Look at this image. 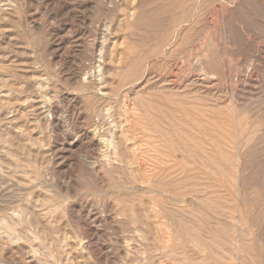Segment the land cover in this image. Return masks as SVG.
Listing matches in <instances>:
<instances>
[{
  "label": "rangeland",
  "instance_id": "obj_1",
  "mask_svg": "<svg viewBox=\"0 0 264 264\" xmlns=\"http://www.w3.org/2000/svg\"><path fill=\"white\" fill-rule=\"evenodd\" d=\"M202 1L0 0V264H264V0Z\"/></svg>",
  "mask_w": 264,
  "mask_h": 264
},
{
  "label": "bare ground",
  "instance_id": "obj_2",
  "mask_svg": "<svg viewBox=\"0 0 264 264\" xmlns=\"http://www.w3.org/2000/svg\"><path fill=\"white\" fill-rule=\"evenodd\" d=\"M6 1V0H5ZM112 1V0H111ZM200 1H202V0H200ZM214 1V0H213ZM223 1V0H222ZM231 1V0H230ZM119 2V1H118ZM122 2V1H121ZM190 2V1H189ZM188 2V3H189ZM199 2V1H198ZM197 2V3H198ZM212 2V1H211ZM221 2V1H220ZM224 2V1H223ZM227 2V1H226ZM225 2V4H224V6L227 4ZM232 2V1H231ZM138 3V2H137ZM140 3V2H139ZM182 3V2H181ZM187 3V4H188ZM196 3V4H197ZM200 3H202L203 4V1L202 2H200ZM222 3V2H221ZM233 4H234V2H232ZM241 3V2H240ZM12 4V3H11ZM112 4V3H111ZM194 4V3H193ZM201 4V5H202ZM212 5H213V3H211ZM239 4V3H238ZM238 4H237V6H238ZM113 5H114V3H113ZM133 5V4H132ZM139 5V4H138ZM184 5H185V2H184ZM218 5V4H217ZM223 5V4H222ZM4 6H6V5H4ZM112 6V5H111ZM141 6V5H140ZM151 6H152V4H151ZM233 6V5H232ZM234 6H236V5H234ZM117 7V6H116ZM136 7V6H135ZM211 7V6H210ZM215 7V6H214ZM221 6L219 5V8H220ZM242 7V6H241ZM8 8V7H7ZM114 8V7H113ZM205 8V7H204ZM213 8V7H212ZM237 8V7H236ZM11 9V8H10ZM13 9V8H12ZM203 9V8H202ZM223 10H224V7L222 8ZM242 9H243V7H242ZM131 10V9H130ZM141 10V9H140ZM233 10H234V8H233ZM232 10V11H233ZM116 11V10H115ZM114 11V12H115ZM134 11V10H133ZM137 11H138V9H137ZM193 11V10H192ZM222 11V10H221ZM225 11V10H224ZM228 11H230V9L229 10H227V12ZM226 12V13H227ZM11 13V12H10ZM140 13V12H139ZM203 13V12H202ZM221 13V12H220ZM224 13V12H223ZM233 13V12H232ZM14 14V13H13ZM154 14V13H153ZM213 14H214V12H213ZM144 15V14H143ZM224 15V14H223ZM216 16V15H215ZM210 18V17H209ZM145 19V18H144ZM139 21H140V19H139ZM210 21H212V20H210ZM223 22V21H222ZM120 24V23H119ZM221 24H223V23H221ZM135 25V24H134ZM121 26V25H120ZM204 26V25H203ZM110 33V32H109ZM230 35V34H229ZM250 40V39H249ZM105 41H107L108 42V40H104V42ZM106 42V43H107ZM150 42V41H149ZM225 42V41H224ZM102 43V42H101ZM109 43V42H108ZM96 44V43H95ZM99 44V43H98ZM104 44V43H103ZM175 44V43H174ZM102 45V44H101ZM225 45H227V43L225 44ZM96 45H94V47H95ZM99 46V45H98ZM136 46V45H135ZM109 47V46H108ZM96 48H98V47H96ZM95 48V49H96ZM102 49H104V47L103 46H101L100 47V50H102ZM109 51V50H108ZM111 51V50H110ZM156 52H157V50H156ZM159 52V51H158ZM162 52V51H161ZM114 53V52H113ZM135 53V52H134ZM101 54V53H100ZM104 54V53H103ZM225 54V53H224ZM103 57V56H102ZM113 57V56H112ZM101 58V57H100ZM99 60H101V59H99ZM104 60V59H103ZM121 60V59H120ZM108 61H110V60H108ZM132 61H135V60H132ZM101 62H102V60H101ZM103 62H105V61H103ZM123 62V61H122ZM145 62V61H144ZM143 62V63H144ZM124 63V62H123ZM132 63V62H131ZM138 63V62H137ZM104 64V63H103ZM121 64V63H120ZM134 64H136V63H134ZM133 64V65H134ZM140 63H138V65H139ZM129 65V64H128ZM132 65V64H131ZM98 66H100V65H98ZM103 66V65H102ZM101 66V67H102ZM106 66V65H105ZM104 66V67H105ZM110 66V65H109ZM178 66V65H177ZM215 66V65H214ZM1 67V66H0ZM124 67H125V65H124ZM135 67V66H134ZM139 67V66H138ZM130 68V67H129ZM5 69V68H4ZM103 69V68H102ZM106 69V68H105ZM126 69V68H125ZM135 69H136V67H135ZM98 70H101V69H98ZM109 70V69H108ZM128 70V69H127ZM3 71V70H2ZM103 71V70H102ZM110 71V70H109ZM181 71V70H180ZM98 72V71H97ZM100 72V71H99ZM104 72V71H103ZM172 72V71H171ZM109 74H110V72H108ZM112 73V72H111ZM126 73V72H125ZM90 74V73H89ZM101 74H103V73H101ZM100 74V75H101ZM108 74V75H109ZM107 75V76H108ZM129 75V74H128ZM244 75V74H243ZM90 76V78H91V75H89ZM94 76H97V75H95L94 74ZM106 76V77H107ZM124 76H125V74H124ZM138 76V75H137ZM102 77V76H101ZM101 77L100 78H98V80L99 79H101ZM187 79V83L189 84V85H191V86H196L197 87V85L199 86V84H201L202 86H203V84L204 85H211L213 82H216L217 80H218V76H217V74H216V72H213V71H210L209 69H207V73H206V76H205V78L201 81V80H199V79H196V78H194L193 77V75H191V72H189V74L188 75H186L185 76ZM246 77V76H245ZM243 78V84L244 85H246V86H248V85H251V84H255L256 82H257V80H256V82H255V80H253V78L250 76V75H248V77L247 78ZM88 79H89V77H87ZM128 78H130V76L128 77ZM238 78V77H237ZM106 79V78H105ZM131 79H132V77H131ZM148 79V78H147ZM256 79V78H255ZM258 79V78H257ZM86 80V79H85ZM97 80V79H96ZM84 81V80H83ZM103 81V80H102ZM120 81H121V79H120ZM96 82V81H95ZM109 82H110V80H109ZM91 83V82H90ZM102 83V82H101ZM180 84V83H179ZM92 85V84H91ZM101 86V85H100ZM44 87V86H43ZM43 87H41V88H43ZM90 87V86H89ZM92 87H94V86H92ZM176 87H177V85H176ZM188 87V86H187ZM264 87V86H263ZM8 89V88H7ZM96 89V88H95ZM175 89V88H174ZM177 89L178 90H180V89H182V86H178L177 87ZM176 89V90H177ZM194 89V88H193ZM200 89V88H199ZM198 89V90H199ZM121 90V89H120ZM166 90H168V89H166ZM196 90V89H195ZM119 91V90H118ZM118 91H116V92H118ZM193 91V90H192ZM107 91L105 90V93H106ZM121 92V91H120ZM119 92V93H120ZM184 92H186V91H184ZM100 93V92H99ZM166 93V92H165ZM169 93V92H168ZM182 93V92H181ZM194 93V92H193ZM107 94V93H106ZM105 94V95H106ZM171 94V93H170ZM189 94V93H188ZM192 94V93H191ZM137 95V94H136ZM151 95V94H150ZM177 95V94H176ZM193 95V94H192ZM194 95H197V93H195ZM119 96V95H118ZM135 96V95H134ZM152 96V95H151ZM172 96V95H171ZM197 96H199V95H197ZM201 96V95H200ZM200 96H199V98H200ZM107 97V96H106ZM139 97H141V96H139ZM142 97H144V96H142ZM141 97V98H142ZM153 97V96H152ZM193 97V96H192ZM108 98V97H107ZM151 98V97H150ZM165 98V97H164ZM196 98V97H195ZM198 98V99H199ZM201 98H202V96H201ZM200 98V99H201ZM204 98H208V97H204ZM117 99V98H116ZM153 99V98H152ZM163 99V98H162ZM161 99V100H162ZM171 99V98H170ZM160 100V99H159ZM185 99H183V101H184ZM125 101H126V99H125ZM125 101H124V103H125ZM132 101V100H131ZM140 101V100H139ZM152 101V100H151ZM181 101V100H180ZM198 101V100H197ZM217 101V100H216ZM218 101H219V99H218ZM137 102V101H136ZM135 101H134V103H136ZM155 102V101H154ZM42 103V102H41ZM128 103V102H127ZM195 102H193V104H194ZM218 103V102H217ZM37 104V103H36ZM133 104V103H132ZM137 104V103H136ZM139 104H141V103H139ZM164 104V103H163ZM127 105H129V103L127 104ZM135 105V104H134ZM167 105V104H166ZM180 105V104H179ZM185 105V104H184ZM218 105V104H217ZM222 105H224V104H222ZM37 106H38V104H37ZM126 106V105H125ZM143 106V105H142ZM154 106H157V105H154ZM163 106V105H162ZM167 106H169V105H167ZM171 106V105H170ZM193 106V105H192ZM206 106V105H205ZM144 107V106H143ZM158 107V106H157ZM197 107H199V106H197ZM196 107V108H197ZM133 108V107H132ZM136 108V107H135ZM145 108V107H144ZM220 108V107H219ZM226 108V107H225ZM9 109V108H8ZM112 109H113V107H112ZM131 109V108H130ZM129 109V110H130ZM139 108L137 107V109H135V110H138ZM208 109V108H207ZM239 109V108H238ZM237 109V110H238ZM44 110V109H43ZM108 110V109H107ZM109 110H110V108H109ZM155 110V109H154ZM221 110V109H220ZM258 109H256V111H257ZM263 110V109H262ZM38 111V110H37ZM170 111V110H169ZM180 112H181V110H179ZM196 111H198V110H196ZM210 111V110H209ZM99 112H101V111H99ZM112 112V111H111ZM134 112V111H133ZM136 112H138V111H136ZM146 112H148L147 111V109H146V111H145V113ZM176 112V111H175ZM174 112V113H175ZM178 112V111H177ZM180 112H178V113H180ZM211 112H215L214 110H212ZM219 112H221V111H219ZM227 112V111H226ZM242 112V111H241ZM249 112V111H248ZM252 112V111H251ZM107 113V112H106ZM110 113V112H109ZM109 113H108V115H109ZM127 113V112H126ZM162 113V112H161ZM171 113V112H170ZM189 113H191V112H189ZM207 113V112H206ZM215 113H217V111L215 112ZM245 113V112H244ZM260 113V112H259ZM259 113H257V114H259ZM264 113V112H263ZM129 114H131V113H129ZM148 114H151V112H148ZM152 114H154V113H152ZM239 114V113H238ZM102 115V114H101ZM107 115V114H106ZM107 115V116H108ZM176 115H178V114H176ZM216 115V114H215ZM219 115V114H218ZM217 115V116H218ZM221 115V114H220ZM260 115V114H259ZM93 116V115H92ZM126 116V115H125ZM128 116V115H127ZM126 116V117H127ZM143 116H146V115H144L143 114ZM150 116V115H149ZM162 116V115H161ZM190 116V115H189ZM248 116V115H247ZM99 117H101V116H99L98 115V119H99ZM147 117H148V115H147ZM163 117V116H162ZM171 117V116H170ZM261 117V116H260ZM262 117H263V115H262ZM95 118V117H94ZM108 118V117H107ZM144 118V117H143ZM146 118V117H145ZM144 118V119H145ZM182 118V117H181ZM247 118V117H246ZM254 118V117H253ZM259 118V117H258ZM92 119V118H91ZM150 119V118H149ZM219 119V118H218ZM97 120V119H96ZM100 120V119H99ZM106 120V119H105ZM128 120V119H127ZM177 120V119H176ZM178 120H179V117H178ZM243 120H244V118H243ZM257 120V119H256ZM255 120V121H256ZM93 121L94 120H92V123H93ZM183 121H184V119H183ZM193 121V120H192ZM236 121V120H235ZM245 121H246V119H245ZM98 122V121H97ZM102 122H104V121H101L100 123L102 124ZM130 122H132V125H133V121H130ZM195 122V121H194ZM228 122V121H227ZM230 122V121H229ZM232 122V121H231ZM105 123V122H104ZM113 123V122H112ZM137 123V122H136ZM203 123V122H202ZM259 123V122H258ZM111 124V123H110ZM168 124V123H167ZM166 124V125H167ZM230 124V123H229ZM235 124V123H234ZM104 125V124H103ZM147 125H148V123H147ZM152 125V124H151ZM160 125H161V123H160ZM222 125V124H221ZM96 126V125H95ZM94 126V128H93V130L91 131L92 133H93V135H95V136H97V135H99L100 136V134H101V131H100V129L96 126L95 127ZM119 126V125H118ZM137 126V125H136ZM198 126V125H197ZM203 126H205V125H203ZM220 126V125H219ZM248 126H249V124L248 123H246V124H242L241 122L239 123V125H238V127L240 128V131L238 132V136H240V137H245V139L248 141L247 143H249V140L250 139H253V138H255V137H257V133L259 132V130H258V127H259V125L257 124V125H255L254 124V126L249 130V131H247V129H248ZM252 126V125H251ZM112 127V126H111ZM113 127H117V126H113ZM129 127H131V126H129ZM139 127V126H138ZM152 127H153V125H152ZM163 127V126H162ZM181 127V126H180ZM4 128V127H3ZM91 128V127H90ZM89 128V129H90ZM92 129V128H91ZM90 129V130H91ZM105 129V128H104ZM115 129V128H114ZM127 129V128H126ZM145 129V128H144ZM159 129H160V127H159ZM159 129H158V133L159 134H161V132H159ZM166 129V128H165ZM211 129V128H210ZM215 129V128H214ZM262 129H263V127H262ZM108 130V129H107ZM142 130V129H141ZM152 130V129H151ZM167 130V129H166ZM165 130V131H166ZM177 130H179V129H177ZM184 130V129H183ZM208 130V129H207ZM216 130V129H215ZM227 130V129H226ZM105 131V130H104ZM154 131V130H153ZM199 131V130H198ZM233 132H234V129L232 130ZM237 131V130H236ZM262 131V130H261ZM260 131V132H261ZM90 132V133H91ZM106 132V131H105ZM120 132V131H119ZM163 132V131H162ZM171 132V131H170ZM186 132V131H185ZM189 132V131H188ZM203 132V131H202ZM208 132V131H207ZM213 132H215L214 130H213ZM264 132V131H263ZM118 133V132H117ZM155 133H157V126H156V132ZM176 133V132H175ZM189 133H191V132H189ZM199 133H201V132H199ZM205 133V132H204ZM210 133V132H209ZM82 134V133H81ZM103 134L105 135V136H103V138H102V140H100L99 142H98V144L100 145V146H105V147H109V148H114V150H115V148H116V145H117V142H116V132L114 131H112V130H108V132H107V134H105L104 132H103ZM120 134V133H119ZM179 134V133H178ZM177 134V135H178ZM195 134V133H194ZM198 134V133H197ZM197 134H196V136H197ZM208 134V133H207ZM213 134V133H212ZM220 134V133H219ZM231 134L234 136V133H232L231 132ZM261 134V133H260ZM158 135V134H157ZM167 135V134H166ZM177 135H175V136H177ZM185 135H187V134H185ZM189 135V134H188ZM191 135V134H190ZM200 135V134H199ZM204 135V134H203ZM232 135H230V136H232ZM262 135H264V133L262 134ZM98 136V137H99ZM139 136H141V135H139ZM163 136V135H162ZM180 136V135H179ZM205 136V135H204ZM212 136V135H211ZM214 136V135H213ZM104 137H106V138H104ZM136 136L134 135V138H135ZM159 137V136H158ZM174 137V136H173ZM181 137V136H180ZM186 137V136H185ZM188 137V136H187ZM193 137V139H194V136H192ZM200 137V136H199ZM198 137V138H199ZM215 137V136H214ZM96 138V137H95ZM121 138V137H120ZM128 138V137H127ZM160 138H161V135H160ZM166 138H168V137H166ZM183 138V137H182ZM205 138V137H204ZM258 138V140H259V137H257ZM262 138V137H261ZM260 138V139H261ZM130 139V138H129ZM136 139V138H135ZM138 139V138H137ZM144 139V138H143ZM185 139V138H184ZM190 139V138H189ZM206 139V138H205ZM222 139V138H221ZM244 139V140H245ZM157 140H159L160 141V139H156V141ZM162 140V139H161ZM179 140H180V138H179ZM187 140V139H186ZM196 140V139H195ZM216 140H218V139H216ZM215 140V141H216ZM230 140V139H229ZM243 140V141H244ZM245 140V141H246ZM120 141V140H119ZM118 141V142H119ZM137 141V140H136ZM187 141H189V140H187ZM187 141H185V142H187ZM203 141V140H202ZM205 141V140H204ZM207 141V140H206ZM214 141V140H213ZM163 142V141H162ZM175 142V141H174ZM178 142V141H177ZM194 142V141H193ZM195 142H198L197 140L195 141ZM260 142V141H259ZM35 143V142H34ZM97 143V142H96ZM120 143V142H119ZM123 143H124V141H123ZM152 143H155V142H153L152 141ZM166 143L168 144V142L166 141ZM182 143H184V142H182ZM231 143V142H230ZM229 143V144H230ZM235 143V142H234ZM261 143V142H260ZM162 144V143H161ZM185 144V143H184ZM206 144H208V143H206ZM217 144V143H216ZM227 144V143H226ZM130 145V144H129ZM137 145V144H136ZM164 145L166 146V144L164 143ZM164 145H163V147H164ZM225 145V144H224ZM243 145H244V143H243ZM262 145V144H261ZM99 146V147H100ZM170 145H168V147H169ZM228 146V145H227ZM230 146H231V144H230ZM237 146V145H236ZM256 146V145H255ZM133 147V146H132ZM144 147H145V145H144ZM152 147V146H151ZM158 147V146H157ZM172 147V146H171ZM174 147H176V146H174ZM183 147V146H182ZM181 147V148H182ZM244 147H246L245 145H244ZM130 148H131V146H130ZM138 148V147H137ZM165 148V147H164ZM194 148V147H193ZM199 148V147H198ZM218 148H220V146L218 147ZM102 149V148H101ZM132 149V148H131ZM150 149V148H149ZM158 149H160V148H158ZM166 149H167V147H166ZM165 149V150H166ZM170 149V148H169ZM168 149V150H169ZM177 149H179L178 147H177ZM191 149V148H190ZM209 149V148H208ZM222 149V148H221ZM103 150V149H102ZM112 149H110V151H111ZM133 150H134V148H133ZM138 150V149H137ZM162 150V149H161ZM168 150H167V152H168ZM192 150H194V149H192ZM211 150V149H210ZM229 150H231V149H229ZM232 150H233V148H232ZM246 150H247V148H246ZM122 151H124V150H122ZM132 151V150H131ZM163 151V150H162ZM187 151H188V149H187ZM201 151V150H200ZM216 151H217V149H216ZM9 152V151H8ZM102 152V151H101ZM106 152V151H105ZM159 152V151H158ZM179 152V151H178ZM182 152V151H181ZM181 152H180V154H181ZM195 152V151H194ZM209 152V151H208ZM207 152V153H208ZM237 152V151H236ZM256 152V151H255ZM258 152V151H257ZM263 152V151H262ZM103 153V152H102ZM102 153H101V155H102ZM109 153V152H108ZM117 153H118V151H117ZM134 153H135V151H134ZM139 153H140V151H139ZM155 153V152H154ZM160 153V155L162 154V152H159ZM174 153H176V152H174ZM183 153V152H182ZM247 153V152H246ZM251 153H253V152H251ZM143 154V153H142ZM187 154H188V152H187ZM194 154V153H193ZM211 154V153H210ZM236 154V153H235ZM250 154V153H249ZM248 154V155H249ZM262 154V153H261ZM116 155V154H115ZM118 155V154H117ZM140 155H141V153H140ZM139 155V156H140ZM214 155V154H213ZM219 155V154H218ZM244 155V154H243ZM255 155V154H254ZM263 155H264V153H263ZM104 156V155H103ZM135 156V155H134ZM142 156V155H141ZM159 156V155H158ZM157 156V157H158ZM174 156V155H173ZM196 156V155H195ZM215 156V155H214ZM252 156V155H251ZM257 156V155H256ZM119 157V156H118ZM208 157H210V156H208ZM216 157V156H215ZM219 157V156H218ZM263 157V156H262ZM7 158V157H6ZM141 159V158H140ZM139 159V160H140ZM114 160V159H113ZM113 160H110V161H113ZM118 160V159H117ZM116 160V161H117ZM126 160V159H125ZM152 160V159H151ZM210 160V159H209ZM216 160V159H215ZM218 160V159H217ZM236 160V159H235ZM234 160V161H235ZM101 161V160H100ZM107 161V160H106ZM143 161V160H142ZM153 161V160H152ZM14 162V161H13ZM157 162V161H156ZM213 162V161H212ZM5 163V162H4ZM143 163V162H142ZM16 164H18V163H16ZM140 164V166H143V165H141V163H139ZM222 164V163H221ZM108 165V164H107ZM111 165V164H110ZM156 166H157V164H155ZM240 165V164H239ZM104 166V165H103ZM148 166V165H147ZM220 166V165H219ZM226 166H229V165H226ZM225 166V167H226ZM235 166V165H234ZM242 166V165H241ZM240 166V167H241ZM11 167H13V166H11ZM149 167V166H148ZM239 167V168H240ZM140 168H142V167H140ZM146 168V167H145ZM151 168V167H150ZM223 168V167H222ZM242 168V167H241ZM163 169V168H162ZM226 169V168H225ZM4 170V169H3ZM11 170V169H10ZM9 170V171H10ZM14 170H15V168H14ZM13 170V171H14ZM115 170V169H114ZM164 170V169H163ZM162 170V171H163ZM239 170V169H238ZM228 171V170H227ZM17 172V171H16ZM15 172V173H16ZM120 172V171H119ZM118 172V173H119ZM123 172V171H122ZM161 172V171H160ZM11 173V172H10ZM25 173H27V172H25ZM35 173H37V172H35ZM117 173V172H116ZM163 173V172H162ZM167 173V172H166ZM239 173V172H238ZM38 174V173H37ZM15 175V174H14ZM39 175V174H38ZM158 175V174H157ZM156 175V176H157ZM171 175V174H170ZM241 175V174H240ZM239 175V176H240ZM13 176V175H12ZM161 176V175H160ZM235 176V175H234ZM245 176V175H244ZM13 177H15V176H13ZM21 177V176H20ZM25 177V176H24ZM236 177V176H235ZM241 177V176H240ZM155 178H157V177H155ZM243 178V177H242ZM35 179V178H34ZM133 179V178H132ZM158 179V178H157ZM235 179H237V178H235ZM239 179V178H238ZM19 181H20V179H18ZM36 180V179H35ZM156 180V179H155ZM167 180V179H166ZM239 180H241V179H239ZM165 181V180H164ZM22 182H24V181H22ZM154 182V181H153ZM167 182V181H166ZM242 182V181H241ZM24 183H26L27 184V182H24ZM264 183V182H263ZM18 184V183H17ZM19 185V184H18ZM146 185V184H145ZM241 185V184H240ZM156 187V186H155ZM161 187V186H160ZM162 189V188H161ZM165 189V188H164ZM213 190V189H212ZM174 191H176V190H174ZM240 191H242V190H240ZM178 192V191H177ZM179 193V192H178ZM215 193H216V191H215ZM137 195H139V194H137ZM142 194H140L139 196H141ZM146 195V194H145ZM240 196V195H239ZM242 196V195H241ZM143 197V196H142ZM218 197V196H217ZM241 198V197H240ZM126 199V198H125ZM124 199V200H125ZM141 199V198H140ZM194 199V198H193ZM215 199V198H214ZM187 201V200H186ZM244 201V200H243ZM50 202V201H49ZM190 202V201H189ZM207 202H208V200H207ZM241 202V201H240ZM33 203V202H32ZM187 204H188V202H187ZM242 203H240V205H241ZM251 204V203H250ZM210 205V204H209ZM240 205H238V206H240ZM42 206V205H41ZM133 206H135V205H133ZM189 206V205H188ZM206 206V205H205ZM136 207V206H135ZM249 207V206H248ZM151 208V207H150ZM240 208H241V206H240ZM19 209V208H18ZM244 209V208H243ZM248 209V208H247ZM239 210V209H238ZM251 210V209H250ZM55 210L54 209H50L49 208V210H48V212L49 213H51V212H54ZM60 211V210H59ZM151 211V210H150ZM170 211V210H169ZM134 212H135V210H134ZM157 212V211H156ZM245 212V211H244ZM244 212H242L243 213V215H244ZM13 213L14 214H10L8 217H10L9 219L12 221V222H14V223H16L18 220L17 219H19L20 220V218H21V213H19V217L18 218H16V216H14V215H16V214H18V213H16V210L15 211H13ZM166 213V212H165ZM241 213V214H242ZM131 214V213H130ZM235 214H236V212H235ZM241 214H239L240 216H241ZM163 215V214H162ZM210 215V214H209ZM212 215V214H211ZM55 216V215H54ZM158 216V215H157ZM192 216V215H191ZM190 216V217H191ZM245 216V215H244ZM51 217H53V216H51ZM139 217V216H138ZM182 217V216H181ZM193 217V216H192ZM210 217H212V216H210ZM246 217V216H245ZM45 218V220H46V217H43V219ZM56 218V217H55ZM58 218V217H57ZM215 218H216V216H215ZM237 218V217H236ZM248 218V217H247ZM140 219V218H139ZM180 219V218H179ZM199 219V218H198ZM205 219V218H204ZM210 219V218H209ZM213 219V218H212ZM136 220V219H135ZM165 220V219H164ZM183 220V219H182ZM188 220V219H187ZM232 220V219H231ZM236 220V219H235ZM234 220V221H235ZM240 220V219H239ZM11 221H9L7 218H3L2 219V224L5 226V227H7L9 230H11ZM144 221V220H143ZM154 221V220H153ZM189 221H191V220H189ZM195 221H196V219H195ZM238 221V220H237ZM236 221V222H237ZM147 222V221H146ZM182 222V221H181ZM192 222H194V221H192ZM198 222V221H197ZM247 222V221H246ZM45 223V222H44ZM51 223H53V222H51ZM135 223V222H134ZM153 224V223H152ZM157 224V223H156ZM163 224V223H162ZM193 224V223H192ZM42 225V224H41ZM47 225H48V223H47ZM53 226H54V224H52ZM185 225H187V224H185ZM198 225V224H197ZM13 226V225H12ZM45 226V225H44ZM56 226V225H55ZM58 226V225H57ZM167 226H169L168 224H167ZM178 226V225H177ZM190 226V225H189ZM195 227H196V225H194ZM208 226V225H207ZM14 227V226H13ZM193 227V226H192ZM240 227V226H239ZM181 228V227H180ZM241 228V227H240ZM184 229V228H183ZM178 230V229H177ZM182 230V229H181ZM55 231V230H54ZM176 231V230H175ZM190 231V230H189ZM198 231V230H197ZM178 232H179V230H178ZM177 232V233H178ZM214 232V231H213ZM233 232V231H232ZM22 233H24V232H22ZM21 233V234H22ZM175 233V232H174ZM176 233V234H177ZM16 234H17V231H16ZM20 234V235H21ZM28 234V233H27ZM179 234H181L180 232H179ZM188 234H190V233H188ZM217 234V233H216ZM67 235V234H66ZM162 235V234H161ZM178 235V234H177ZM182 235V234H181ZM180 235V236H181ZM186 235V234H185ZM25 235H23V237H24ZM166 236V235H165ZM179 236V235H178ZM163 237V236H162ZM166 237H168V236H166ZM190 237V236H189ZM201 237V236H200ZM26 238V237H25ZM30 238V237H29ZM32 238V237H31ZM37 238V237H36ZM191 238V237H190ZM194 238V237H193ZM24 239V238H23ZM178 239H180V238H178ZM186 239H187V237H186ZM204 239V238H203ZM20 240V239H19ZM33 240V239H32ZM39 240V239H38ZM166 240V239H165ZM208 240V239H207ZM7 241V240H6ZM189 241V240H188ZM206 241V240H205ZM9 242V241H8ZM13 242H15V241H13ZM208 242V241H207ZM246 242V241H245ZM196 243V242H195ZM192 244V243H191ZM207 244V243H206ZM238 244H240V243H238ZM208 245V244H207ZM206 245V246H207ZM42 246V245H41ZM209 246V245H208ZM239 246V245H238ZM247 246V245H246ZM203 247H205V246H203ZM63 248V247H62ZM166 248V247H165ZM239 249V248H238ZM242 249H245V248H242ZM246 250V249H245ZM245 250H243V251H245ZM240 251V250H239ZM172 252V251H171ZM240 252H242V251H240ZM36 253V252H35ZM11 254V253H10ZM242 255V254H241ZM10 256V255H9ZM239 256V255H238ZM52 259V258H51ZM153 259H154V257H153ZM190 259V258H189ZM191 260H193V259H191ZM199 260V259H198ZM65 261V260H64ZM184 261V260H183ZM15 262V261H14ZM185 262V261H184ZM197 262V261H196ZM190 263V262H189ZM202 263V262H201ZM201 263H199V264H201ZM205 263V262H204ZM47 264V263H46ZM152 264V263H151ZM192 264H194L193 262H192ZM207 264V263H206ZM210 264V263H209Z\"/></svg>",
  "mask_w": 264,
  "mask_h": 264
}]
</instances>
